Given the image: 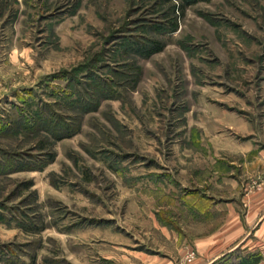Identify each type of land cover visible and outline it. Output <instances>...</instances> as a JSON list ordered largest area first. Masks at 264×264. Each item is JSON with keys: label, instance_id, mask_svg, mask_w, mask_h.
Segmentation results:
<instances>
[{"label": "rangeland", "instance_id": "rangeland-1", "mask_svg": "<svg viewBox=\"0 0 264 264\" xmlns=\"http://www.w3.org/2000/svg\"><path fill=\"white\" fill-rule=\"evenodd\" d=\"M262 158L264 0H0V264H145Z\"/></svg>", "mask_w": 264, "mask_h": 264}, {"label": "crops", "instance_id": "crops-1", "mask_svg": "<svg viewBox=\"0 0 264 264\" xmlns=\"http://www.w3.org/2000/svg\"><path fill=\"white\" fill-rule=\"evenodd\" d=\"M237 185H226L230 192L221 189L219 200L192 205L201 218L187 229L180 228V233L162 230L164 247L144 263L183 264V258L194 252L188 264H228L238 247L246 253L264 249V188L244 198Z\"/></svg>", "mask_w": 264, "mask_h": 264}, {"label": "trees", "instance_id": "trees-1", "mask_svg": "<svg viewBox=\"0 0 264 264\" xmlns=\"http://www.w3.org/2000/svg\"><path fill=\"white\" fill-rule=\"evenodd\" d=\"M256 263V261H252V264H255ZM243 264H245V262H243Z\"/></svg>", "mask_w": 264, "mask_h": 264}]
</instances>
